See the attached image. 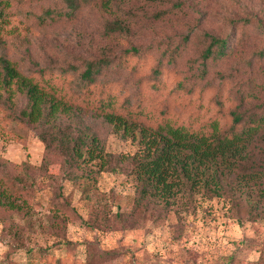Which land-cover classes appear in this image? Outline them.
I'll return each instance as SVG.
<instances>
[{
	"label": "rangeland",
	"instance_id": "obj_1",
	"mask_svg": "<svg viewBox=\"0 0 264 264\" xmlns=\"http://www.w3.org/2000/svg\"><path fill=\"white\" fill-rule=\"evenodd\" d=\"M58 6L65 7L63 0L14 1L10 8L21 12L15 17L23 28L1 31L0 51L34 66L150 46L135 68L132 57L117 82L126 81L125 94L149 99L155 119L164 110L182 121L216 116L227 127L249 80L253 103L264 101V0H114L106 11L92 1L58 20H38L43 10ZM114 16L129 29L111 39L103 35L102 22ZM204 31L227 37L228 48L224 59L209 62L203 80L195 73L208 41ZM175 46L174 60H167ZM218 70L228 77L220 80ZM157 77L162 86L155 89ZM7 107L0 103V191H14L21 209L0 204V264H264L260 200L255 215L243 197L230 193L192 191L169 202L142 194L129 158L138 140L98 123L94 127L112 158L99 172L90 165L93 177L87 178L68 165L61 148L45 147L43 128L17 120ZM76 119L63 126L82 127ZM256 149L264 151V144Z\"/></svg>",
	"mask_w": 264,
	"mask_h": 264
},
{
	"label": "trees",
	"instance_id": "obj_2",
	"mask_svg": "<svg viewBox=\"0 0 264 264\" xmlns=\"http://www.w3.org/2000/svg\"><path fill=\"white\" fill-rule=\"evenodd\" d=\"M14 1L25 0H0V33L23 28L22 20L15 17L21 12L10 8ZM92 1L105 11L113 7L114 2L63 0L65 7L46 8L38 20H58ZM102 24L103 35L111 39L116 32L129 29L117 16L105 17ZM203 33L208 41L200 51L202 59L195 77L204 80L210 69L209 62L224 59L228 46L227 37ZM150 49L147 45H130L117 55L103 49L97 55H82L80 63L39 65L33 61L34 66L22 65L0 51V103L7 105L17 120L43 128L40 138L45 147L61 148L68 165L87 178L93 177L90 165H95L99 172L112 158L94 127L98 123L121 136L138 140L139 147L129 158L136 178L143 184L142 194L169 202L181 193L192 191L206 196L230 193L243 197L256 215L259 200L264 203V151L256 149L264 144V101L253 103L252 99L257 97L252 82L249 80L247 87L242 88L239 102L230 109L227 127L216 116L199 122L194 118L182 121L164 110L155 119L153 110L148 107L149 99L125 94L126 81L122 80L121 85L117 82L132 57L137 58L132 67L135 68ZM177 49L178 46L171 49L167 60H174ZM161 63L159 59L153 66L156 76L161 73ZM214 74L220 80L228 77L220 70ZM182 82L178 81L177 85L183 87ZM152 84L155 89L161 87L160 77L154 78ZM136 89L139 90V84ZM20 100L24 105L17 107ZM85 116L89 121L84 120ZM68 118H79L83 126H63ZM145 119L153 123H145ZM13 192L0 191V204L20 210L21 203ZM251 194L257 196L254 203L250 200Z\"/></svg>",
	"mask_w": 264,
	"mask_h": 264
}]
</instances>
